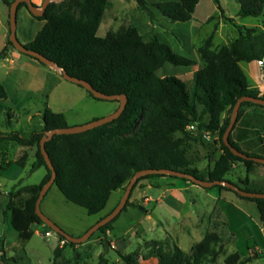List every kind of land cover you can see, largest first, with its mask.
<instances>
[{"label": "trees", "instance_id": "trees-1", "mask_svg": "<svg viewBox=\"0 0 264 264\" xmlns=\"http://www.w3.org/2000/svg\"><path fill=\"white\" fill-rule=\"evenodd\" d=\"M13 1L4 0L8 6ZM137 2L140 9L151 14L146 0ZM198 2L199 0H164L154 2L153 5L171 21H187L192 18ZM237 2L240 5L238 14L242 17H258L262 14L263 0ZM108 3L109 0H62L50 2L41 16L30 12L46 22L36 36L25 43L28 48L56 61L71 75L88 80L96 89L109 94L124 93L128 98L124 111L115 120L80 133L57 134L46 142L47 152L57 172L54 184L64 197L84 207L89 214H97L105 208L112 191L123 188L139 170L169 168L192 173L201 179L232 181L227 176L232 172L234 163H242L247 173L241 178V183L232 182L245 190L264 192L249 184L252 181L250 173L255 165L262 163L234 154L223 141V134L237 99L244 95L264 98V92L251 83L241 66L242 62L264 59V28L235 23L237 37L229 43L215 46V26L213 32L197 47L202 66L196 71L193 97L190 98L184 80L175 75L162 77L157 71L166 62L191 66L196 63L194 60L176 53L156 34L145 40L139 28L133 24L122 25L104 36L98 35ZM22 6L27 7L25 2H21L18 9ZM227 19L233 21L232 17ZM7 42L14 47L9 35ZM8 49L9 46H5L0 50V59L7 57ZM86 91L94 97L90 91ZM7 96V89L0 81V100ZM247 106L264 105L244 101L234 127ZM226 112L229 114L225 117ZM43 122L42 129L34 131L30 137L18 132L0 133V143L12 141L35 147L33 168L44 167L46 170L39 184L25 186L32 194L23 204H17L15 200L22 186L16 185L7 193L5 219L23 240L32 237L33 224H45L36 213L35 204L40 189L49 180L52 171L41 152L40 140L45 131L67 126L64 113L53 111L49 107L44 111ZM191 124L195 125L193 130L188 129ZM191 131L199 136H203L204 131L218 133L222 152L211 166L201 169L189 156L185 143L186 136ZM229 140L239 150L260 156L244 151L233 141L231 132ZM159 176L192 182L184 177L147 174L138 179L134 188L142 179ZM212 187L233 191L221 184ZM235 193L256 203L259 218L264 223V198L245 197ZM129 205H133L130 200L123 210ZM119 215L99 231L107 232ZM60 237L65 244H76L63 235ZM3 240L4 235L0 236V251L5 260ZM63 246L55 249V256L61 254ZM193 249L191 257L177 244L170 252L159 249V264H187L191 261L201 264L203 261H215L222 252L223 245L220 237L211 232L196 243ZM122 257L128 264H138L132 255L122 254ZM101 259L106 261L103 255ZM251 259L252 257L247 256L239 262L243 264ZM226 260L230 264L238 262L235 254H231Z\"/></svg>", "mask_w": 264, "mask_h": 264}, {"label": "rangeland", "instance_id": "rangeland-1", "mask_svg": "<svg viewBox=\"0 0 264 264\" xmlns=\"http://www.w3.org/2000/svg\"><path fill=\"white\" fill-rule=\"evenodd\" d=\"M43 1L37 6L41 7ZM146 1L151 14L140 9L137 0H109L98 35L104 36L122 25L133 24L145 40L156 34L176 53L200 65L202 61L197 47L215 26V46L229 43L237 37L235 23L264 28V0L262 14L258 17L240 16L237 0H199L192 18L187 21H171L154 7V2L164 0ZM0 9V50L9 46L11 51L19 52L21 56L18 58L9 54L7 59H0V81L8 92L7 98L0 100V133L18 132L30 137L34 131L42 129L47 107L64 113L67 125L73 126L107 116L119 106L118 101L90 96L85 88L65 79L49 65L36 60L38 67L35 68L25 63L32 58L12 47L7 42L8 38L4 37V34L10 33V6L0 0ZM229 17L233 21L228 20ZM43 23L29 15L22 6L17 11L18 38L35 36ZM248 64L242 62L246 72L249 70L255 77L264 71V66L259 68L254 62ZM195 67L166 62L157 74L180 77L192 98ZM249 78L254 82V78ZM228 114L226 112L225 117ZM186 137L187 152L201 169L211 166L222 152L218 133H211L207 138L191 131ZM33 148L12 141L0 144V150L8 149L7 159L12 161L2 169L4 164L0 156V236L4 235L5 248V260L0 251V264H128L122 254L132 255L138 264H159V249L170 252L177 244L191 257L193 246L211 232L220 237L223 249L215 261H203L201 264H230L226 258L231 254L237 256L238 262L234 264H242L239 261L247 256L252 259L243 264H264V223L259 218L254 201L242 199L231 190L229 196L232 199H222L216 187L205 189L198 184L188 189L173 190L168 185L175 179L168 176L139 181L129 198L133 205L127 206L105 233L97 230L85 241L70 245L65 244L60 235L47 225L33 224L32 237L21 239L5 219L4 206L7 193L15 183L20 181L24 185L15 199L17 204H23L32 194L25 186L39 184L44 178V167L33 168L36 159ZM18 157H24V166H21L22 170L18 171L21 174L15 179L10 172L18 168L14 162ZM238 164L240 176L245 177L244 165ZM255 166L263 168L262 164ZM227 178L241 183L234 169ZM250 178V185L264 190V175L253 172ZM127 184L112 191L105 208L97 214H89L84 207L68 201L53 184L42 199L41 209L66 232L78 237L119 204ZM47 230L52 231L50 235H46ZM58 246L63 248L61 254L55 256ZM101 255L106 261L101 259ZM187 264L195 263L191 261Z\"/></svg>", "mask_w": 264, "mask_h": 264}, {"label": "water", "instance_id": "water-1", "mask_svg": "<svg viewBox=\"0 0 264 264\" xmlns=\"http://www.w3.org/2000/svg\"><path fill=\"white\" fill-rule=\"evenodd\" d=\"M62 0H44L41 7L36 6L32 0H14L10 6V33H9V39L12 42L13 46L19 50L20 52H23L25 54L31 55L34 58H37L39 61L49 65L52 68H55L59 70L63 77L71 82H74L76 84H79L83 86L86 90L90 91L92 95L95 98L104 99V100H119V106L109 115L94 119L90 122L79 124V125H73V126H64V127H56L50 130L45 131L44 136L40 140V148L41 152L44 156V159L51 169V177L49 180L42 186L40 189L38 198L36 200L35 204V210L36 213L41 217V219L45 222V224L48 225L55 233L63 235L67 240L73 241L75 243H80L88 239L95 231L99 230L102 226L106 225L107 223L111 222L113 219H115L123 210V208L126 206L127 201L130 198L131 192L134 188L135 183L138 181V179L147 174H166V175H172V176H178V177H184L189 180H191L194 184H198L203 187H212L216 184H221L229 187L233 191L237 192L238 194L245 196V197H260L264 198V192L259 191H250L245 190L241 188L238 184L230 181V180H207V179H201L197 177L196 175L188 172H183L175 169H169V168H149V169H142L137 171L130 181L128 182L125 192L123 194L122 199L120 200L119 204L107 215L100 218L95 224H93L90 228H88L81 236L75 237L66 232L63 228H61L56 222H54L50 217H48L46 214L43 213L41 209V202L50 187L55 183L57 172L55 170V167L53 165V162L47 152L46 149V142L51 140L54 135L57 134H75L80 133L83 131H86L88 129L94 128L96 126L111 122L118 118L122 112L124 111L126 104H127V95L124 93H118V94H109L105 93L103 91H100L96 89L92 83H90L88 80L84 78H80L74 75H71L67 72V70L60 66L56 61L50 59L46 55L42 54L41 52L34 50L32 48H28L24 43H22L18 37L16 32V23H17V11L18 6L21 2H25L27 5L28 10L36 16H41L45 12L48 4L50 2H60ZM264 61V59H263ZM244 101H252L257 104L264 105V98L262 97H255L250 95H244L237 99L236 104L233 107L232 115L230 118V122L223 134V141L224 143L230 148V150L244 158V159H250L254 160L255 162H259L264 164V157L263 156H256V155H249L238 148H236L229 140V134L232 131L234 124L237 120L238 111Z\"/></svg>", "mask_w": 264, "mask_h": 264}, {"label": "crops", "instance_id": "crops-1", "mask_svg": "<svg viewBox=\"0 0 264 264\" xmlns=\"http://www.w3.org/2000/svg\"><path fill=\"white\" fill-rule=\"evenodd\" d=\"M40 1L41 0H32V2L34 4H36V5L39 4ZM24 7L27 10V13H29V15H30L31 13L28 10V8L26 6H24ZM0 13H2L1 9H0ZM33 18L34 19H38L35 16H33ZM39 20H42L44 22L43 23V26H44L46 20H44V19H39ZM35 36L26 37L24 35V37H22L21 39L20 38H18V39L22 43L25 44V43L30 42ZM4 37L8 38V33L4 34ZM9 54H11V55H13L15 57L21 58L19 52H15V51L13 52L10 49H8L7 57H5L6 59L8 58ZM35 61L36 60H33V58H32L31 60H25V63L37 68L38 64ZM253 62L257 63L259 68L261 67L259 65V63H258V60H254V61L247 62V63H249L248 65H251V63H253ZM194 65L196 66L195 67V73H196V71L202 66V62H201L200 65H198L196 63ZM241 66H242V63H241ZM242 68L245 70V68L243 66H242ZM53 69L57 70L55 68H53ZM57 72L62 75V73L59 70H57ZM245 72H246V70H245ZM246 73H247L248 77L250 76L251 78H254V82H251V83L254 86L259 87L260 90L262 92H264V71H260L259 74H258V77H255V75L253 73H251L249 70ZM231 136H232L233 141H235L244 151H247V152H250V153H256V154L264 157V106L263 107H260V106H247L245 108L244 114L239 119V121L237 122V124L234 127V129H232ZM0 144H2V142ZM0 156L3 158V164H4V166H1L2 169L5 167V165H8V164H10L12 162V161L7 159L8 158V149L7 150H5V149L0 150ZM21 158L18 157L16 160H14L16 165H18V168L17 169L14 168V169L11 170L10 176L12 178L16 179L21 174L18 171H21L22 170L21 166H24V157H21ZM233 169L238 174V179L244 178V177L240 176L241 174L238 171V169H239V164L238 163H234L233 164ZM245 170H246V168H245ZM253 172L256 173L257 175L259 173L261 175H264V166H263V168L255 166L254 169L252 170V172L250 173V175L253 174ZM246 173H247V171H246ZM231 176L234 177L235 174H232ZM174 179L175 180L170 185H168L173 190L174 189L177 190V189H181V188L188 189V188L193 187V185H194V183H192L190 181H186V180H182V179H178V178H174ZM16 185L24 186V185H22L20 183V181L15 183L14 186H16ZM32 185H35V184H32ZM204 188L205 189H210V188H206V187H204ZM211 188H213V187H211ZM217 189H218L219 198L226 199V200L232 199V197L229 196V190H220L219 188H217ZM0 191H1V189H0ZM242 199H245V198H242Z\"/></svg>", "mask_w": 264, "mask_h": 264}, {"label": "built area", "instance_id": "built-area-1", "mask_svg": "<svg viewBox=\"0 0 264 264\" xmlns=\"http://www.w3.org/2000/svg\"><path fill=\"white\" fill-rule=\"evenodd\" d=\"M258 63H259L260 66H262V67L264 66V61L263 60H258ZM194 128H195L194 124H191V125L188 126V129L193 130ZM204 135H205V137L210 138L211 132L210 131H204ZM51 232H52L51 230H47L46 231V235H50Z\"/></svg>", "mask_w": 264, "mask_h": 264}]
</instances>
